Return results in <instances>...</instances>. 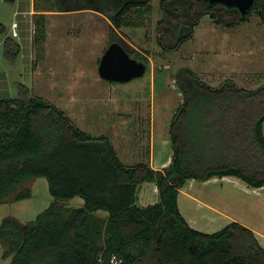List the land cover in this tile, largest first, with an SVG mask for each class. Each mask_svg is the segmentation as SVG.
Instances as JSON below:
<instances>
[{
  "label": "trees",
  "instance_id": "16d2710c",
  "mask_svg": "<svg viewBox=\"0 0 264 264\" xmlns=\"http://www.w3.org/2000/svg\"><path fill=\"white\" fill-rule=\"evenodd\" d=\"M161 6L159 44L166 51L188 41L206 16L222 24L232 19L233 26L255 13L264 21V0H256L246 16L202 0H161ZM150 7L151 0H34L35 39L45 40L50 13L92 11L109 20L111 43L118 42L116 31ZM0 33L7 56L12 50L17 55L15 38L4 27ZM168 37L175 45L166 43ZM122 46L149 67L145 55ZM175 82L183 102L169 127L171 164L162 170L128 166L107 136L86 133L42 98L0 99V203L37 177L47 179L56 201L34 223L2 221L0 241L10 264H113L114 258L120 264H264L253 230L231 222L215 233L201 232L179 207L190 180L236 177L264 188V85L248 90L227 80L213 88L190 67L181 68ZM145 182L159 190L158 201L147 207L138 204ZM30 196L26 190L15 200ZM76 197L83 204L68 208Z\"/></svg>",
  "mask_w": 264,
  "mask_h": 264
},
{
  "label": "rangeland",
  "instance_id": "374dc122",
  "mask_svg": "<svg viewBox=\"0 0 264 264\" xmlns=\"http://www.w3.org/2000/svg\"><path fill=\"white\" fill-rule=\"evenodd\" d=\"M33 1L0 0V28L11 37V25L16 22L19 37L14 40L20 46L17 55L13 56L12 50L7 56L6 35L0 33V99L23 95L46 100L86 133L107 136L128 166L146 163L152 167L154 157L158 166L167 156L172 160L167 140L171 119L183 102L175 82L181 68L190 67L213 88L227 80L248 90L264 85V21L256 13L234 26L232 19L222 24L203 17L188 41L176 51H166L159 44V25L164 19L161 0H151L150 9H144L143 15L132 14L129 26L118 29L119 38L115 39L132 54L140 52L148 58L147 73L130 83L116 84L99 75L100 61L112 39L109 20L92 11L53 12L46 18V38L39 43L35 39L36 17L31 14ZM166 43L175 45L169 37ZM151 185L145 182L139 186L140 206L158 201ZM191 186L189 195L198 198L200 205L215 208L212 212L200 210L197 219L204 220L215 211L225 222L209 230L206 221H201L198 230L212 233L238 222L264 234V188H252L236 177H216L203 183L190 180L184 188ZM26 190L31 196L16 201V194ZM55 202L46 178L27 179L0 203V224L7 217L22 224L34 223ZM82 204L76 197L66 206ZM180 205L183 211L182 197ZM4 252L0 241V264H10L11 258H4Z\"/></svg>",
  "mask_w": 264,
  "mask_h": 264
},
{
  "label": "water",
  "instance_id": "95a60500",
  "mask_svg": "<svg viewBox=\"0 0 264 264\" xmlns=\"http://www.w3.org/2000/svg\"><path fill=\"white\" fill-rule=\"evenodd\" d=\"M210 5L236 8L242 16L250 13L256 0H202ZM143 61L132 58L119 42H113L105 51L99 65L100 77L108 83L127 84L142 78L147 73Z\"/></svg>",
  "mask_w": 264,
  "mask_h": 264
},
{
  "label": "crops",
  "instance_id": "0c3cea01",
  "mask_svg": "<svg viewBox=\"0 0 264 264\" xmlns=\"http://www.w3.org/2000/svg\"><path fill=\"white\" fill-rule=\"evenodd\" d=\"M31 14L32 15L34 14V8L31 11ZM169 141L170 140H167L168 143H170ZM153 156H154V154H152V158H153ZM156 161L157 160L154 157V161L152 163V165H153L152 167L154 169H156V170H161V169L167 167L169 165V163L171 162L169 160V157L168 156H167L166 161L163 160L160 163H158V164H162L161 166L156 165ZM151 187H152V192H155V189L157 188V186L154 183H152ZM191 188H192V186L190 188H183L180 191V195H179V207H180V210H181L180 199L182 197L183 211L181 210V212H182L183 216L185 217V219L187 220V222L190 224V226H192L193 228H195L196 230H198L197 229L198 227H196V226H199L200 225V227H201V224H200L201 221H206V223H207L206 224V227H208L209 230H214V229H217V228H220V227L224 226L223 224H225V222L222 223L223 220H220V218H219L220 216L215 211L213 212L215 214L213 216H207L204 220H201L200 219V221L197 219L196 214L200 210L205 209L207 211H211L212 212V210H215V208L213 206L208 205V204H206V205L201 204L200 205L199 203L201 201L198 198H196L195 196H193L191 194L189 195L187 193V192H189V190ZM139 193H140V191H139ZM144 197L147 198L148 201H150V198H148V195L147 194H145ZM139 200H140V197H138V201ZM192 210L194 212V214L192 213L194 216H192V214H191V211ZM198 231H201V230H198ZM201 232H203V231H201ZM253 232L257 236V238H258L259 242L261 243V245L264 247V234L262 233V235H261L260 232L254 231V230H253ZM205 233H207V232H205ZM212 233H215V232H212Z\"/></svg>",
  "mask_w": 264,
  "mask_h": 264
},
{
  "label": "built area",
  "instance_id": "2783aa9c",
  "mask_svg": "<svg viewBox=\"0 0 264 264\" xmlns=\"http://www.w3.org/2000/svg\"><path fill=\"white\" fill-rule=\"evenodd\" d=\"M18 28H19L18 24L16 22H13L11 25V30H10V32H11L10 35L12 38H18L19 37L18 31H17ZM155 191L157 194H159L158 188H156ZM112 263L113 264H120V262L116 261L115 258L112 260Z\"/></svg>",
  "mask_w": 264,
  "mask_h": 264
}]
</instances>
